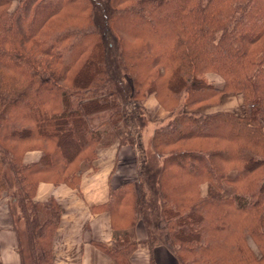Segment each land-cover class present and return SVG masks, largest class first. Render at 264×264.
Listing matches in <instances>:
<instances>
[{
    "label": "trees",
    "instance_id": "trees-1",
    "mask_svg": "<svg viewBox=\"0 0 264 264\" xmlns=\"http://www.w3.org/2000/svg\"><path fill=\"white\" fill-rule=\"evenodd\" d=\"M224 94L241 113L198 111ZM149 97L177 110L136 185L97 207L114 239L98 248L131 264L141 221L149 249L179 264H264V0H0V200L21 264H53L60 209L34 201L38 184L77 187L103 127L141 151L120 125L137 102L139 127Z\"/></svg>",
    "mask_w": 264,
    "mask_h": 264
},
{
    "label": "crops",
    "instance_id": "crops-1",
    "mask_svg": "<svg viewBox=\"0 0 264 264\" xmlns=\"http://www.w3.org/2000/svg\"><path fill=\"white\" fill-rule=\"evenodd\" d=\"M16 3L17 0H13V7ZM229 96L224 94L217 105H204L198 111L233 113L236 106L229 101ZM233 97L240 103V96ZM146 108L157 122L163 123L171 116L160 108L153 97L146 101ZM38 157V152H28L23 162H35ZM141 161L136 147L112 145L98 154L95 170L83 171L77 187L38 184L34 201L44 203L53 198L60 209V220L52 241L53 264H116L98 248V245L110 249L114 247L112 218L107 211L96 209L107 203L113 190L137 181ZM123 224L118 221V228H122ZM128 234L137 242L129 256L131 264H179L168 247L149 249L147 233L141 221L128 230ZM0 263L21 264L18 236L12 227L10 208L6 203L0 204Z\"/></svg>",
    "mask_w": 264,
    "mask_h": 264
},
{
    "label": "rangeland",
    "instance_id": "rangeland-1",
    "mask_svg": "<svg viewBox=\"0 0 264 264\" xmlns=\"http://www.w3.org/2000/svg\"><path fill=\"white\" fill-rule=\"evenodd\" d=\"M212 77H214V76H212ZM214 78L219 81V79L217 77H214ZM229 95H230L229 97L231 98L229 101L233 102V104L235 103L233 106H236L233 113H235V114L241 113L243 110V103L241 101V98H240V103H239L236 99H232V98H236V97H233L236 95H232V94H229ZM146 101L143 103V107H144V113L143 114H144V116L142 118L141 124L139 123V127H138V122L136 121L135 117L137 116V108L140 105L137 102L136 103H128V104L123 105L124 106L123 108L125 109L124 121L127 122V126H124L121 123L120 130L128 131V132H130V135L132 134L130 137V141L136 142L137 145L139 146L140 150L142 151V152L138 151L140 158H143L146 160L148 159V161L151 162L153 159V154H152L151 149H150V138H151L152 132L155 128H157V127L165 124L167 121H169L171 116H169L167 121H165L163 123L155 121L153 119L152 113H150L148 111V109L146 108ZM160 108L163 109L168 115H173L175 113V111L177 110V108L173 109V110H165L161 106H160ZM109 129L110 128L106 129V127L102 128V130L106 131V134H103L102 139L104 140V143L102 142L99 149L97 150L96 159L98 157V154L103 149H108V148L112 147V145H119V141L116 140V138L118 136L117 132L111 131ZM106 142H110L108 146L105 145ZM136 182L134 183V185H136ZM205 192H206V187L203 186L202 187L203 195L205 194ZM2 203H6V200H0V204H2ZM249 246L252 248L253 251L256 252L254 245L250 241H249Z\"/></svg>",
    "mask_w": 264,
    "mask_h": 264
}]
</instances>
